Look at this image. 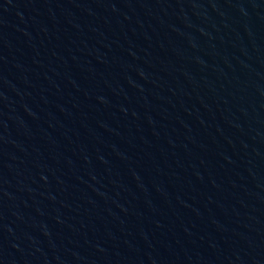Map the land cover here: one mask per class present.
Here are the masks:
<instances>
[{
    "label": "water",
    "instance_id": "1",
    "mask_svg": "<svg viewBox=\"0 0 264 264\" xmlns=\"http://www.w3.org/2000/svg\"><path fill=\"white\" fill-rule=\"evenodd\" d=\"M0 264H264V0H0Z\"/></svg>",
    "mask_w": 264,
    "mask_h": 264
}]
</instances>
